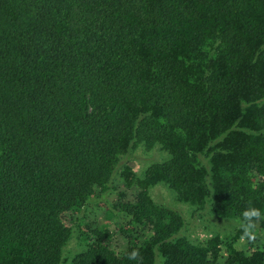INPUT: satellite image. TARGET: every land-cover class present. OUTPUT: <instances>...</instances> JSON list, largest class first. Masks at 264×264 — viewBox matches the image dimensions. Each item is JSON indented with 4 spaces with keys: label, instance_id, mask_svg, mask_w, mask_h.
<instances>
[{
    "label": "trees",
    "instance_id": "1",
    "mask_svg": "<svg viewBox=\"0 0 264 264\" xmlns=\"http://www.w3.org/2000/svg\"><path fill=\"white\" fill-rule=\"evenodd\" d=\"M141 145L168 158L133 173ZM117 173L127 245L79 226L67 257ZM158 185L235 232L191 240ZM262 236L264 0H0V264H264Z\"/></svg>",
    "mask_w": 264,
    "mask_h": 264
},
{
    "label": "rangeland",
    "instance_id": "2",
    "mask_svg": "<svg viewBox=\"0 0 264 264\" xmlns=\"http://www.w3.org/2000/svg\"><path fill=\"white\" fill-rule=\"evenodd\" d=\"M167 158V152H164L160 147L156 146L148 151L141 145L123 160L133 173L142 174L153 163L164 161ZM135 194L136 189L127 187L120 174L117 173L108 191L101 192L96 190L82 211L79 213H68L66 221L73 225L74 235L68 244L66 256L73 257L77 251L81 250L82 246L78 239L79 226L82 229L87 225L92 228H108L114 232L115 235L111 245L118 251H123L133 231L126 232L124 230L123 226L127 224L128 218L124 213L120 212V209H116V204L125 198L133 200ZM151 194L157 203L170 205L183 214L187 223L186 233L191 240L202 241L216 234H221L222 239L227 240L225 235L235 232L236 221L234 219L220 218L212 212L210 205L204 209L197 210L196 207L188 203L178 202L175 199V194L163 185L152 188ZM141 233V228H138L137 233L134 232L133 234L134 236H139ZM257 242L263 244L264 236L260 239L257 238ZM236 246L240 250L249 253L252 250V241L249 237L243 238L236 243ZM223 255H226L225 250ZM162 260L163 258L158 256L156 264H161Z\"/></svg>",
    "mask_w": 264,
    "mask_h": 264
},
{
    "label": "clouds",
    "instance_id": "3",
    "mask_svg": "<svg viewBox=\"0 0 264 264\" xmlns=\"http://www.w3.org/2000/svg\"><path fill=\"white\" fill-rule=\"evenodd\" d=\"M251 215H256V216H258L259 213H258V212H255V211L245 212V213H244V216H245L246 219H247L249 216H251ZM249 226H250V225H249ZM136 257H137V253H136L135 251H133V252L131 253L129 259H135Z\"/></svg>",
    "mask_w": 264,
    "mask_h": 264
}]
</instances>
